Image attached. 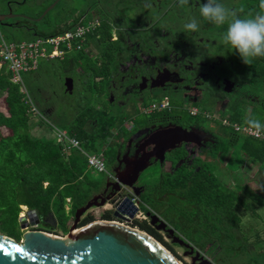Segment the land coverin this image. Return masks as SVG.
Wrapping results in <instances>:
<instances>
[{
	"label": "flooded vegetation",
	"instance_id": "flooded-vegetation-1",
	"mask_svg": "<svg viewBox=\"0 0 264 264\" xmlns=\"http://www.w3.org/2000/svg\"><path fill=\"white\" fill-rule=\"evenodd\" d=\"M29 1L34 2L32 5L40 4V0ZM81 1L84 3L65 10L58 21L98 16L110 24L113 36L105 47L109 49L112 44L114 47L107 50L103 75L95 76L93 64L86 78L93 87L102 86L105 92V99L96 104L97 108L131 119L122 124L117 136L111 141L112 147L116 149L112 163L113 178L97 176L99 190L94 197H98L99 203L106 201L101 207L103 211L99 216L93 212L98 207L87 211L81 216L78 228L86 226L83 222L93 216L97 219L95 221H113L134 228L144 221L151 225L148 214L156 213L143 211L142 198L147 185L140 182L141 173L134 184L138 191L136 195L127 186L115 185V169L125 170L129 162L142 155L149 156L150 165L169 167L162 168L163 171L172 170L174 160L176 165L191 166L192 169L209 164L212 160L208 156L209 152L213 151L218 141L216 129L220 128L219 120L239 104L254 102L253 99L258 95H251L249 89L257 78H254L251 65L245 64L240 56L237 60V52L221 43L222 29L200 17V4L206 0H190V5L183 7L178 0H76V3ZM245 1L249 3L250 0ZM255 1L260 6V0ZM16 2L18 5L22 4ZM219 2L234 10L239 0ZM2 15L18 16L4 22L7 24L4 26L6 29L14 31L24 27L20 26V19L30 22L38 19L34 16L36 14L15 12L12 5L2 7L0 16ZM241 15L245 16L244 13ZM193 17L199 22V30L186 31L183 25ZM25 26L27 28L24 30H34L27 24ZM96 60L98 57L93 58V61ZM72 65L75 69L76 63ZM100 65L99 62L98 66ZM162 99L168 102L165 109L143 110L151 102L160 103ZM261 102L258 101L260 104ZM193 105H199L208 115L189 114L188 110ZM113 107L119 109V112L112 110ZM181 129L190 134L186 135V140L179 141ZM228 129L225 133L230 136L232 133ZM157 139L174 141V146L164 153L162 162L153 152ZM122 175L126 180L133 179L131 172ZM132 198H136L138 206L130 203ZM116 204L122 210L119 214ZM134 206L139 210L133 214ZM139 211L142 213L141 217H138ZM70 212L71 208L67 207L65 213L70 218L65 223L50 214L37 215L38 223L28 229L65 237L72 231L76 221V213L72 215ZM104 215L108 216L104 218ZM151 227L163 235L164 231L157 230L153 225ZM60 230L62 233H59ZM23 234L22 230V236Z\"/></svg>",
	"mask_w": 264,
	"mask_h": 264
},
{
	"label": "trees",
	"instance_id": "trees-1",
	"mask_svg": "<svg viewBox=\"0 0 264 264\" xmlns=\"http://www.w3.org/2000/svg\"><path fill=\"white\" fill-rule=\"evenodd\" d=\"M244 7L245 10L241 12L245 16L264 11L255 0L253 3L250 0ZM241 12L237 10L240 16ZM40 16L41 13L35 15L36 18ZM78 20L46 22L45 18L42 22L54 25L49 34L44 33L35 21L20 19L19 24L23 28H27L25 24L34 28L30 32L32 38L29 39L33 40L39 36L64 32L78 23ZM220 28L224 32L226 26ZM111 39L112 30L105 27L98 40L103 45L102 54L94 63L97 77L103 75L107 50L114 47L113 44L109 49L105 47L106 42ZM80 55L87 57L84 52ZM249 65L264 80V58H257ZM91 89L85 81L84 97ZM95 90L97 96L104 93L102 86H95ZM3 98L6 99L9 110H0V230L21 240L22 230L17 227H21L22 207L37 211L39 216L55 214L65 223L70 218L65 213V206L68 205L70 213L74 215L92 200L99 190V183L92 176L87 159L79 151L73 150L65 154L53 138L34 134L33 114L25 95L19 85L11 82L10 72L6 69L0 72V100ZM39 100L35 99L38 103ZM245 105L246 103L239 104L228 112L227 117L231 122H242L247 116L246 120L264 115V103L249 111L244 108ZM42 112L48 115V111ZM90 120L96 122L93 131L89 130ZM125 120L113 113H100L87 105L77 113L73 122L62 128L80 138L86 150L97 151L115 130L121 129ZM222 129L228 128L222 126ZM228 130L232 133L229 140L231 149L238 145L237 151L241 157L238 168L247 159L263 166L264 139L242 137L231 128ZM114 151L110 147L106 150V155H113ZM174 161L172 170L162 171L154 183L145 187L143 211L159 214L189 243L213 256L217 264H264V240L261 232L264 229L253 232L245 225L246 217L256 219L259 217L258 210L264 209V193H258L247 183H237L234 188L228 187L216 174V169L208 168V164L197 166V169L188 166L177 168L176 160ZM95 220L94 216L90 217L83 225ZM138 227L165 245L173 247L147 222H139Z\"/></svg>",
	"mask_w": 264,
	"mask_h": 264
},
{
	"label": "water",
	"instance_id": "water-1",
	"mask_svg": "<svg viewBox=\"0 0 264 264\" xmlns=\"http://www.w3.org/2000/svg\"><path fill=\"white\" fill-rule=\"evenodd\" d=\"M59 1L56 0L50 5L37 21H41L56 7ZM16 17L17 15L0 16L1 26L7 25L4 24L7 19ZM65 86L67 93L73 94L74 78H68ZM181 131L182 135L178 140H186V135L190 133L182 129ZM172 142L174 141L156 140L153 152L160 158L161 162L168 148L174 146ZM149 165V156L142 155L133 159V162H129L125 170L119 171L116 168L117 182L115 185L130 187L138 195L134 184L139 174ZM180 166L181 164L178 165V167ZM130 172L133 174V179H124L122 174L127 175ZM130 203L134 204L131 200ZM105 204L106 201L99 203L98 197H94L84 207L80 208L76 213V221L72 231L65 237L42 230L28 229L30 225L38 223L37 211L30 210L27 215L20 216V225L24 231L21 240L5 235L0 231V264H181L153 237L139 229L113 221H95L78 228L82 215L93 207L101 208ZM116 209L118 214L122 211L117 204ZM138 210L134 206L133 214ZM148 215L151 217V225L156 226L159 231L167 232L176 244L184 246L190 250L191 254L196 255L193 259L194 263L202 260V264H213L158 215L152 213Z\"/></svg>",
	"mask_w": 264,
	"mask_h": 264
},
{
	"label": "rangeland",
	"instance_id": "rangeland-1",
	"mask_svg": "<svg viewBox=\"0 0 264 264\" xmlns=\"http://www.w3.org/2000/svg\"><path fill=\"white\" fill-rule=\"evenodd\" d=\"M11 1L13 2L11 3ZM16 1L21 2L22 4L18 5ZM54 1L55 0H40L39 5H32L34 4V2L33 1L30 2L29 0H0V9L2 7H9L12 5L15 12L17 13L39 14L45 9V7L50 6ZM83 3L84 1H81L80 3H76V0H61L60 4L57 5L52 11H50L49 14L46 16V22L47 21H51V22L58 21L59 16L65 10H71L75 8V6H79ZM245 3H246L245 0H239L237 7L234 10L235 11L239 10L240 12L244 11ZM37 24L42 29V31L46 34H49L53 31L54 25L53 26L48 25V24L46 25L45 22H42V21L38 22ZM1 28L6 34L8 40L25 41V40H29L32 38V34L25 30H19V31L15 30L14 31V30L6 29L5 27H2V26ZM93 41L95 40L92 39L91 42ZM92 45H93V48H96V49L101 47L100 43L98 44L93 43ZM74 59L77 62H79V64H81L82 68H84V70L82 71L84 76H81V78H83V80H86V77H88V74L91 71V67L93 66L95 61L85 56L81 57V55L79 54H75ZM236 59L237 60L239 59L238 53L236 54ZM71 76L72 77L76 76V71L73 65L67 64L66 62L48 61V60L42 61L40 64V68L38 70L23 74V82H24L25 88L30 93V96L34 99V101L36 98L38 100L40 99L39 103L35 101V104L37 105V107L41 111L46 110L47 112L48 110V113H52L49 116V118L57 122L58 125L61 127L72 122V118H74L73 115H75L76 113V111L74 112L75 110L74 108H77L80 110L84 106L91 104L94 101V98H96L95 93H92L89 95V99L88 100L85 99L86 101H84V99L82 98V94L80 93V91H82V87L80 86L78 81L75 84L73 95L67 94L66 89H65V82ZM249 92L251 95L254 94L258 96L257 98L255 97L253 99L254 100L253 103L248 102L245 105V108L248 111L249 109L257 105L259 100L262 101L264 99V85L262 83L256 82L254 83L253 87L252 86L250 87ZM81 100L84 102L81 103ZM73 105H74L73 107L74 110L72 108L70 109V107H72ZM111 109L119 112V109L117 108L113 107ZM0 110L3 112H7L9 110V106L5 98L0 100ZM257 119H259L262 123H264L263 116ZM37 124L38 123L36 119L34 118V120H32V126L34 127L33 132L35 135L40 136L44 130H40L41 127H39ZM219 127L221 128V126ZM220 128L219 130L216 129V132L218 133L217 136H218L219 144L213 151H210L208 155L209 157L212 158V160L208 164V168L217 169V166L219 165V168L215 172L220 177L222 182L230 188H234L237 183H243V184L247 183L258 193L260 194L264 193V166H258L256 164H253L249 159H247L245 164L241 168L238 169V165H240L241 163V157L238 156V152L236 151L238 148V145H236L233 148L236 150L231 151V146L229 142L230 136H227V134L225 133V130L222 131ZM50 137L51 136L49 135L47 138H50ZM100 148L104 149L105 145L104 144L100 145ZM231 155L234 160L228 161ZM110 158H111V153L107 155V166H110V162H109ZM168 168L169 167H167V169ZM93 171L92 169H90V172L93 177H97L101 175L99 172L94 171L95 173H93ZM161 172H162L161 165L151 164L149 167H147L141 172L140 182L142 184H152L159 177ZM96 173H99V174L96 175ZM28 211L30 210L27 207H22V212L20 216L25 215ZM102 211L103 209L99 208V209H95L93 212H95V215L99 216ZM258 214H259V217L256 219L254 217H249V216L245 218V225L253 232L256 231L257 229L258 230L264 229V209L258 210ZM31 226L33 225H30L29 227ZM17 228L18 230L21 229V227H17ZM137 228L139 229V227ZM0 229H1V226H0ZM1 232L7 235L6 234L7 232H4V231H1ZM60 232L62 233V230H60L59 233ZM261 232H262V238L264 240V230H262ZM162 234H163L162 236L164 238V241L168 243L169 245H172L173 247H169L165 245L164 243L160 242L158 239H156L152 235L150 234L149 235L153 237L158 243H160L169 253H172L179 260L181 264H202L203 263L202 260H198L194 263L193 259L196 256L195 254H191L190 250L184 248V246H181L180 244H176L173 238L170 237L167 233L163 232ZM198 250L205 259L211 261L213 264H217L213 256H210L204 250H200V249Z\"/></svg>",
	"mask_w": 264,
	"mask_h": 264
},
{
	"label": "built area",
	"instance_id": "built-area-1",
	"mask_svg": "<svg viewBox=\"0 0 264 264\" xmlns=\"http://www.w3.org/2000/svg\"><path fill=\"white\" fill-rule=\"evenodd\" d=\"M88 21V23L84 22L57 36H39L35 40L22 42L9 41L0 25V61L7 66L11 74V81L19 85L21 91L26 95V102L33 116L43 120L52 129L56 143L60 145L61 150L64 153L70 152L72 149L80 150L86 154L90 167L113 178L112 172L107 167L105 156L102 153H87L80 139L61 130L42 114L26 91L23 82V74L38 70L42 61L64 59L68 54L84 50L87 38L101 27V22L98 19ZM167 106V100H163L160 103H153L146 110L165 109ZM190 113L195 116L201 114L202 110L195 107L190 110ZM222 122L224 126L231 127L237 134L258 140L264 139V134L252 131L245 123H231L228 120ZM132 202L138 206L136 198H132ZM141 215L142 213L139 211L138 217Z\"/></svg>",
	"mask_w": 264,
	"mask_h": 264
},
{
	"label": "clouds",
	"instance_id": "clouds-1",
	"mask_svg": "<svg viewBox=\"0 0 264 264\" xmlns=\"http://www.w3.org/2000/svg\"><path fill=\"white\" fill-rule=\"evenodd\" d=\"M181 7L189 6L190 0H178ZM260 8L264 10V0H260ZM200 17L215 26H226L221 43L235 50L245 64L257 58H264V11L255 15L240 16L219 0H206L199 7ZM186 31L199 30V22L193 17L183 25ZM246 126L254 132L264 134V123L259 119L249 118Z\"/></svg>",
	"mask_w": 264,
	"mask_h": 264
},
{
	"label": "crops",
	"instance_id": "crops-1",
	"mask_svg": "<svg viewBox=\"0 0 264 264\" xmlns=\"http://www.w3.org/2000/svg\"><path fill=\"white\" fill-rule=\"evenodd\" d=\"M56 1V0H55ZM54 1V2H55ZM61 1V0H60ZM60 1H59V3L57 4V5H59L60 4ZM53 2V3H54ZM52 3V4H53ZM51 4V5H52ZM20 5V4H19ZM56 5V6H57ZM49 6H47V7H45V9L42 11L43 13H44V11L48 8ZM41 12V13H42ZM42 13V14H43ZM49 14V13H48ZM47 14V15H48ZM37 15V14H36ZM46 15V16H47ZM35 16V15H34ZM42 16V15H41ZM40 16V17H41ZM46 16L41 20V21H43L45 18H46ZM18 17V16H17ZM16 17V18H17ZM39 17V18H40ZM38 18V19H39ZM15 19V18H14ZM75 19H79L78 21V23H75V24H73V26L70 28V29H67V30H65L64 32H66V31H68V30H72V29H74V28H76L78 25H80V24H82V23H88L89 21L88 20H93V19H98L100 22H101V27L99 28V29H97L93 34H91L88 38H87V41H86V46H85V49L84 50H80V51H75V52H73V53H71V54H68L67 56H65V58L64 59H56V60H48V61H61V62H66L67 64H75L76 63V66H75V71H76V76L74 77H70V78H74V89H75V84H76V82L78 81V83L80 84V86L82 87V91H80V93L82 94V98L84 99V101H86V100H88L89 99V95L90 94H92V93H95V95H96V98H94V101L91 103V104H89L88 106H91V107H94V109H96L97 111H99L100 113H105L103 110H102V108H97L96 107V104L98 103V102H100V101H103V99L105 98V92L103 93V95L102 96H97V92H96V90H95V87H93V85L91 84V82L90 81H88V78H86V80H83V78H81V76H83V75H81L82 74V71L84 70V68H82L81 67V64H79V62H77L75 59H74V55L75 54H79L80 55V53H82V52H84L86 55H87V58H89V59H91V60H93V58H95V57H98V58H100L101 57V51L102 50H95L96 48H93V43H96V44H98V43H100V45H101V48L103 47V45H102V43L101 42H99L98 40H100V38H101V31L105 28V27H107V28H109V29H111V27H110V24H108V22H105V21H103L100 17H98V16H82V17H77V18H73V19H71V20H75ZM35 22H37L38 23V21H37V19L35 20ZM40 22V21H39ZM1 25V24H0ZM2 27H4V26H2ZM16 29H17V27H16ZM19 30H24V28H22V29H19ZM19 30H17V31H19ZM112 30V29H111ZM64 32H61V33H59V34H57V35H60V34H62V33H64ZM6 35V34H5ZM57 35H51V36H57ZM112 36H113V32H112ZM7 37V36H6ZM48 37V36H47ZM37 38V37H36ZM35 38V39H36ZM35 39H33V40H35ZM95 40V41H93V42H91V40ZM9 41H12V40H9ZM14 41V40H13ZM25 41H32V40H25ZM19 42H22V41H19ZM79 65V66H78ZM92 68V67H91ZM2 69H6V70H8L7 69V66L5 65V64H2V62L0 61V72L2 71ZM253 70H254V68H252ZM9 71V70H8ZM76 78H77V80H76ZM254 78H257V80H254L255 81V83L256 82H259V83H262L263 85H264V80H262V78H260V76L255 72V70H254ZM10 80H11V74H10ZM87 82L88 83V85H89V87H91L92 89L91 90H89L88 92H87V96L86 97H84V94H83V83L84 82ZM12 82V81H11ZM97 86V85H96ZM26 89V88H25ZM65 89H66V86H65ZM26 91H27V89H26ZM28 92V91H27ZM66 93H67V91H66ZM74 93V92H73ZM24 94V93H23ZM28 94H29V96H30V93L28 92ZM67 94H70V93H67ZM25 95V94H24ZM70 95H73V94H70ZM31 97V96H30ZM32 98V97H31ZM86 99V100H85ZM25 100H26V95H25ZM32 100H33V102L35 103V101H34V99L32 98ZM163 100H166V99H162L160 102H162ZM84 101H82L81 100V103H83ZM27 103V102H26ZM154 102H151L149 105H147L145 108H143V110H145V109H147L150 105H152ZM156 103V102H155ZM264 103V99L262 100V102H261V104L260 103H257V105H255L254 107H252V108H255V107H258L259 105H262ZM36 105V104H35ZM37 106V105H36ZM87 106V105H86ZM73 107H74V105L72 106V107H70V109L72 108L73 109ZM85 107V106H84ZM200 108V106L199 105H193V106H191L190 108H189V110H188V113L189 114H191L190 113V110L192 109V108ZM38 108V107H37ZM245 108V107H244ZM251 108V109H252ZM39 109V108H38ZM75 109V110H74ZM73 110H74V112L76 111V113H75V115H73L74 116V118H72V122H73V120L75 119V117H76V115H77V113L78 112H80V110H82V109H77V108H74ZM201 109V108H200ZM246 109V108H245ZM251 109H249V110H251ZM40 110V109H39ZM156 110H158V109H156ZM247 110V109H246ZM48 111V110H47ZM40 112L42 113V114H44L41 110H40ZM109 113V112H108ZM110 113H113L114 114V112L113 111H111ZM52 113H48V115H46V114H44L51 122H53L57 127H59L61 130H64V131H67L68 133H70L71 135H73V136H75L76 138H78L73 132H70V131H68V130H66V129H64V128H62L61 126H59L58 125V123L57 122H55V121H53L51 118H49V116L51 115ZM201 114H203V115H208V112L207 111H204V110H202V113ZM227 114L228 113H226L224 116H222L221 117V119L219 120V126H223V127H226V128H231V127H228V126H224L223 125V120H228L229 122H231L230 120H229V118L227 117ZM116 115V114H115ZM192 115V114H191ZM194 116V115H193ZM196 116V115H195ZM124 117V116H123ZM248 117V116H247ZM246 117V118H247ZM34 118L36 119V121H37V125L39 126V127H41L40 128V130H44L43 131V133H41V135L40 136H42V137H48L49 135L51 136L50 138H53L54 139V141L56 142V139H55V136H54V134H53V131H52V129L48 126V125H46L44 122H43V120H39L37 117H35V116H33L32 117V120H34ZM125 118V117H124ZM246 118L242 121V122H231V123H245V120H246ZM263 118H264V115H263ZM126 120H128V119H131V118H128L127 119V117L125 118ZM125 120V121H126ZM40 124V125H39ZM95 125H96V122H95V120H90L89 121V130L90 131H93V129L95 128ZM122 126V125H121ZM222 126H221V128H222ZM44 128V129H43ZM232 129V128H231ZM119 131V130H118ZM234 132V131H233ZM45 133V134H44ZM235 133V132H234ZM44 134V135H43ZM117 134V130H115L114 132H113V135H111V136H109L108 138H107V140H105V142L103 143L104 145H105V148L104 149H101V148H99L97 151H89V150H86L84 147V150L87 152V153H89V154H103L104 156H105V159H106V164H107V155H106V150H108L110 147L111 148H113L112 147V145H111V141L117 136L116 135ZM237 134V133H236ZM238 135H240V134H238ZM240 136H242V137H248V136H245V135H240ZM250 138H252V137H250ZM78 139H80V138H78ZM254 139V138H253ZM81 140V139H80ZM258 140V139H257ZM263 140V139H262ZM82 141V140H81ZM57 144V143H56ZM219 143H218V141L216 142V144H215V146H214V148H213V150L217 147V145H218ZM59 145V144H58ZM82 145H83V141H82ZM59 147H60V145H59ZM61 149V148H60ZM113 149H115V148H113ZM73 150H77V151H79L86 159H87V156H86V154L85 153H82L80 150H78V149H72V150H70V152L71 151H73ZM169 150V149H168ZM233 150H236V149H231V151H233ZM62 151V150H61ZM237 151V150H236ZM63 152V151H62ZM70 152H67V153H65V154H68V153H70ZM238 152V151H237ZM64 153V152H63ZM115 154H116V149H115V151H114V153H113V155H111V158H110V166H107L108 167V169L112 172L113 171V168H112V163H113V161H114V158H115ZM238 156H239V154H238ZM234 159L232 158V155H231V157H230V159L228 160V161H233ZM226 161V160H225ZM227 161V162H228ZM246 162V161H245ZM87 163H88V160H87ZM224 164V163H223ZM245 164V163H244ZM243 164V165H244ZM150 166V165H149ZM148 166V167H149ZM264 166V165H263ZM88 167H89V169H92V171L94 170V171H97V170H95V169H93L92 167H90L89 166V164H88ZM168 166H163L162 168H164V169H166ZM177 168H180V167H182V166H180V167H178V165L176 166ZM189 167V166H188ZM189 168H192V167H189ZM219 168V165L217 166V169ZM169 169V168H168ZM217 169L215 170V171H217ZM239 169V168H238ZM232 170V169H231ZM93 171V173H95ZM162 171H163V169H162ZM234 171V170H233ZM97 172H99V171H97ZM114 172V171H113ZM101 175H104L105 177H108V175L106 174V173H103V172H99ZM99 173H96V175L97 174H99ZM129 174V173H128ZM127 174V175H128ZM108 178H110V177H108ZM95 179H98L97 177H95ZM146 185H148V184H146ZM130 188V187H129ZM93 199V198H92ZM67 202H70V199H67ZM68 206H66L65 207V209L67 208ZM150 212H153V211H150ZM156 213V212H155ZM52 217L54 216H56L55 214H50ZM156 215H159V214H157L156 213ZM164 220V219H163ZM165 221V220H164ZM166 222V221H165ZM167 223V222H166ZM168 224V223H167ZM169 225V224H168ZM170 226V225H169ZM173 228V227H172Z\"/></svg>",
	"mask_w": 264,
	"mask_h": 264
},
{
	"label": "bare ground",
	"instance_id": "bare-ground-1",
	"mask_svg": "<svg viewBox=\"0 0 264 264\" xmlns=\"http://www.w3.org/2000/svg\"><path fill=\"white\" fill-rule=\"evenodd\" d=\"M163 247V246H162ZM164 248V247H163ZM165 249V248H164ZM166 250V249H165ZM167 251V250H166ZM168 252V251H167ZM169 253V252H168ZM170 254H172V253H170ZM173 255V254H172ZM174 256V255H173ZM175 257V256H174ZM176 258V257H175ZM177 259V258H176ZM178 260V259H177Z\"/></svg>",
	"mask_w": 264,
	"mask_h": 264
}]
</instances>
